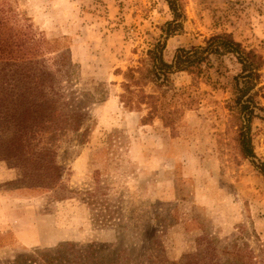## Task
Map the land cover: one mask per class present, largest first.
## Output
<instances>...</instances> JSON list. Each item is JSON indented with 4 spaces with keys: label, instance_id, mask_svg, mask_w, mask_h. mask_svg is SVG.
I'll use <instances>...</instances> for the list:
<instances>
[{
    "label": "rangeland",
    "instance_id": "374dc122",
    "mask_svg": "<svg viewBox=\"0 0 264 264\" xmlns=\"http://www.w3.org/2000/svg\"><path fill=\"white\" fill-rule=\"evenodd\" d=\"M183 7L182 31L164 42L161 27L172 20L165 0H0L17 37L36 44L33 61L51 73L62 101L88 115L85 129L57 142L64 173L53 189L14 185L17 172L0 163V264H39L71 242L147 249L176 264H202L205 254V264H264V178L256 167L264 163V66L248 94L257 93L255 158L241 154L229 109L240 72L231 55L212 59L202 77L171 75L157 103L176 112L170 127L120 97L130 96L127 70L158 42L171 62L177 49L228 33L264 58V0ZM111 217L115 226L100 227Z\"/></svg>",
    "mask_w": 264,
    "mask_h": 264
},
{
    "label": "trees",
    "instance_id": "16d2710c",
    "mask_svg": "<svg viewBox=\"0 0 264 264\" xmlns=\"http://www.w3.org/2000/svg\"><path fill=\"white\" fill-rule=\"evenodd\" d=\"M165 2L172 20L161 27L164 42L182 31L181 21L184 20L183 0ZM17 36L9 26L8 19L0 12V163L17 172L12 184L51 190L59 184L64 173V168L56 160L57 142L68 132L77 133L85 129L88 115L72 103L62 101L51 73L33 61L38 53L36 44L23 38L20 40ZM164 42H158L147 50L139 67L127 70L124 75L126 82L122 87L135 101L130 96L124 100L125 96L121 95L122 102L126 105L132 102L145 104L148 119L158 117L164 126L170 127L176 112H161L157 103L169 91L171 75L185 72L199 78L210 69L212 59L231 55L240 66V72L235 77L233 105L229 109L232 121L237 126L236 136L241 154L247 159L255 158L250 124L255 117L252 107L257 108L254 101L257 93L248 94L261 77L263 56L245 49L231 34L221 33L206 39L204 46L177 49L172 61L166 62ZM16 61L20 63H12ZM239 78L244 81L241 88L238 87ZM149 85L153 86V93L147 95L143 89ZM132 88H137L138 93L135 94ZM256 167L264 178V163H258ZM100 222V227L116 225L113 217ZM76 247L72 242L58 245L47 254H42L38 263L176 264L162 255H151L147 249L138 253L136 249L125 250L106 243ZM50 251L53 254L48 256ZM66 253L71 257L65 258ZM206 257L208 254L202 255V264H205ZM213 260L209 259L208 264H212Z\"/></svg>",
    "mask_w": 264,
    "mask_h": 264
}]
</instances>
